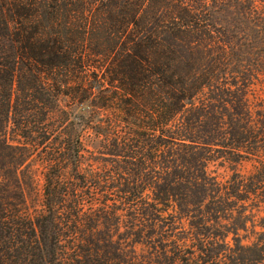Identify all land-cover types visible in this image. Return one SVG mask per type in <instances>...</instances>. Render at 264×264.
Masks as SVG:
<instances>
[{"label":"trees","instance_id":"trees-1","mask_svg":"<svg viewBox=\"0 0 264 264\" xmlns=\"http://www.w3.org/2000/svg\"><path fill=\"white\" fill-rule=\"evenodd\" d=\"M220 159L253 169L221 183ZM250 206L264 215V0H0V264H145L137 246L221 264L235 247L214 231L236 238Z\"/></svg>","mask_w":264,"mask_h":264},{"label":"rangeland","instance_id":"rangeland-1","mask_svg":"<svg viewBox=\"0 0 264 264\" xmlns=\"http://www.w3.org/2000/svg\"><path fill=\"white\" fill-rule=\"evenodd\" d=\"M256 94V93H255ZM261 95V94H260ZM102 163L101 162H96L95 166L96 167H102ZM94 166V167H95ZM252 164L250 163H243L240 168L238 167H233L231 164H228L226 162H224L223 159L217 160L216 162H213L211 164H209L207 166V173L209 174L210 177H214L218 179V182L224 183L226 182L229 177L231 176L233 170L235 171H239L243 174L248 173L252 170ZM36 178L35 180L33 179L31 183H28V178H26V176H23V178H21V182L25 185L29 184V190L28 188H26L27 190V208L29 210V212H32L34 209H38L40 202H41V188H42V178L40 176L39 173L35 174ZM32 177V176H31ZM31 185V187H30ZM234 206V205H233ZM227 209L230 210H234L235 212L238 213H242V209L240 210L239 207L237 206L236 208H228V206L226 207ZM161 209H163L164 211L165 208L161 207ZM252 210V215L255 217L253 219L254 223L253 225L250 224V222L246 221V217L248 215V213ZM168 213H171V209L169 208ZM261 219V220H260ZM176 223H179V217L178 215H176ZM185 222L182 221V224H184ZM230 223L229 222H223L222 225L226 226V228H219V229H215L214 233H217V235H222V236H226L227 233L228 237L226 242L229 244V246L231 248L235 247L233 249L234 253H226V259H223V262L221 264H247L246 259L251 256V253H247L246 249L243 247L246 246H250L253 239L256 238L255 233H261L264 232V229H261L260 227L264 226V215L262 214V211L258 212L256 208L253 207H249V211H247V213L245 212V214L240 215V214H236L233 213V218H232V224H236L238 227V233H237V237L235 238V236L232 234V230H230ZM170 224V223H169ZM245 224V228H243ZM116 231L112 230V235H115ZM98 235H106L107 231L105 229H100V231H98L97 233ZM108 235V234H107ZM120 235H125L124 234V230L123 228L120 229ZM242 246V248H240L238 250V246ZM129 251L132 252V249L130 248ZM136 256H137V260L138 262H143L145 264L149 263V259L150 257H152V263L151 264H156L157 260L156 259V255L154 254L153 251H145L142 247H136Z\"/></svg>","mask_w":264,"mask_h":264}]
</instances>
